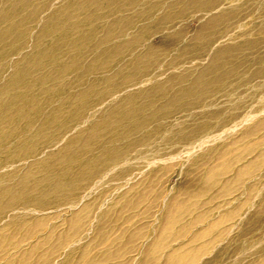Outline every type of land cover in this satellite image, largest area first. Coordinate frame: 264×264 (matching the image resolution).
Returning a JSON list of instances; mask_svg holds the SVG:
<instances>
[{"label":"rangeland","instance_id":"obj_1","mask_svg":"<svg viewBox=\"0 0 264 264\" xmlns=\"http://www.w3.org/2000/svg\"><path fill=\"white\" fill-rule=\"evenodd\" d=\"M0 264H264V0H0Z\"/></svg>","mask_w":264,"mask_h":264}]
</instances>
